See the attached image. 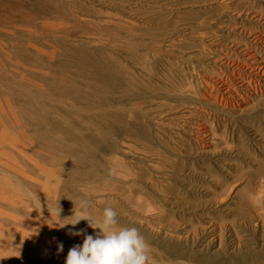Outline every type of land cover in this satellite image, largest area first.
Listing matches in <instances>:
<instances>
[{"label": "rangeland", "instance_id": "obj_1", "mask_svg": "<svg viewBox=\"0 0 264 264\" xmlns=\"http://www.w3.org/2000/svg\"><path fill=\"white\" fill-rule=\"evenodd\" d=\"M241 50L264 62V0H0V264H65L99 231L81 200L156 264H264V91L222 104L221 74L263 89Z\"/></svg>", "mask_w": 264, "mask_h": 264}, {"label": "clouds", "instance_id": "obj_2", "mask_svg": "<svg viewBox=\"0 0 264 264\" xmlns=\"http://www.w3.org/2000/svg\"><path fill=\"white\" fill-rule=\"evenodd\" d=\"M74 204V215L68 219L72 221L70 224L86 221L90 228L99 231L95 236L85 235L82 245L73 246L65 264H156L150 254V245L139 230L136 227L120 226L114 209L106 207L99 217H94L87 200ZM82 231L73 235L79 236ZM59 250H63L62 243Z\"/></svg>", "mask_w": 264, "mask_h": 264}, {"label": "bare ground", "instance_id": "obj_3", "mask_svg": "<svg viewBox=\"0 0 264 264\" xmlns=\"http://www.w3.org/2000/svg\"><path fill=\"white\" fill-rule=\"evenodd\" d=\"M171 8V7H170ZM157 9V8H156ZM168 11V10H167ZM242 13V12H241ZM168 15V14H167ZM257 17V16H256ZM260 19V18H259ZM130 26H132V25H130ZM235 31V30H234ZM250 33V32H249ZM179 36V35H178ZM245 39V38H244ZM185 41V40H184ZM213 41V40H212ZM151 42V41H150ZM215 42V41H214ZM213 43V42H212ZM243 43V42H242ZM262 43V42H261ZM151 44H152V42H151ZM171 44V43H170ZM174 44V43H173ZM180 44V43H179ZM240 44V43H239ZM244 44H245V42H244ZM166 45V44H165ZM248 45V44H247ZM216 47V46H215ZM238 50V49H237ZM224 51V50H223ZM232 51V50H231ZM242 51V50H241ZM154 53V52H153ZM155 53H158V51L156 50V52ZM224 53H225V51H224ZM241 55H242V57H240L241 55H238V59L240 60L238 63L239 64H237V62L236 63H231V62H228V63H226V65H228L229 67H230V69H231V71L233 72V74L237 71L238 73H247L246 75H247V78H248V80H250V73H259V72H261L262 74H264V62L260 59V58H257V57H255L253 54H251V53H247V52H241L240 53ZM161 55V54H160ZM232 55V54H231ZM228 56V55H227ZM153 57V56H152ZM156 58V57H155ZM246 59L247 60H249L250 62H251V66L249 65V67L250 68H248V71H246L245 70V68L242 66L243 64H245L246 63ZM236 60H237V58H236ZM152 62V61H151ZM145 68V67H144ZM166 71V70H165ZM160 73V72H159ZM209 77V76H208ZM167 78V77H166ZM203 78V80H204V77H202ZM243 78V77H242ZM261 78V77H260ZM221 79L222 80H226L227 81V84L226 85H224V90L228 93L227 95H229L230 96V101H228L227 99V101L225 100V99H223L224 101H222L221 103L222 104H224V106H233V107H241L243 104H246V103H248L249 101H248V99L249 100H251L253 97H254V94H257V93H259V92H261V90H263L264 91V86H263V89H261L260 87H258V85H256L255 87H252V89L250 90V91H247V92H245L244 94H241V93H239L238 92V88H235V86H234V94L235 95H233L232 94V92L227 88L228 87V85L230 84L229 83V81H230V77H229V75L228 74H226V73H224V74H221ZM247 82V81H246ZM239 84H240V82H239ZM249 84V83H248ZM219 86H220V84H219ZM223 86V85H222ZM238 86V85H237ZM233 87V86H232ZM192 88V87H191ZM190 88V89H191ZM219 88V87H218ZM203 89V88H202ZM213 89H214V87H212V86H210V85H208L207 87H206V92H208V94L211 96V97H213V96H215V93H213ZM185 90V89H184ZM198 90V89H197ZM246 90V89H245ZM218 92V91H217ZM244 92V91H243ZM218 94V93H217ZM203 95V94H202ZM216 98V97H215ZM229 98V97H228ZM217 99V98H216ZM215 99V100H216ZM222 100V99H221ZM212 102V101H211ZM213 103V102H212ZM184 115V114H183ZM209 115V114H208ZM194 127H195V130L198 132V133H200V134H204V133H206V131H207V129L205 128V126L203 125V124H196V125H194ZM199 136V135H198ZM201 137V136H200ZM195 140H197L196 138H194ZM199 139V138H198ZM15 144L13 143H10V142H7V141H5V140H3L2 138H0V157H4L7 161H9V159L11 160H13V158H12V154L11 153H9L8 151H7V147H10V148H12V149H14L15 150V146H14ZM4 169V168H3ZM6 169V168H5ZM17 182V181H16ZM5 185V184H4ZM24 192H25V190H24ZM2 197L3 196H0V199H2ZM4 198V197H3ZM31 203V202H30ZM33 203H35L34 201H33ZM7 209H8V207H7ZM10 209V208H9ZM20 212V211H19ZM5 214H7V212L5 213ZM19 214V213H18ZM29 215V214H28ZM23 216V215H22ZM9 221V220H8ZM8 223V222H7ZM11 223V222H10ZM13 223V222H12ZM50 223V222H49ZM40 224V223H39ZM7 225V224H6ZM24 227V226H23ZM38 228V227H37ZM28 229V228H27ZM35 232H37V231H35ZM42 232V231H41ZM54 233V232H53Z\"/></svg>", "mask_w": 264, "mask_h": 264}]
</instances>
